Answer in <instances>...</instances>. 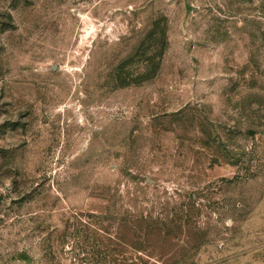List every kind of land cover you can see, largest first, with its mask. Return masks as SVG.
<instances>
[{
  "label": "rangeland",
  "instance_id": "374dc122",
  "mask_svg": "<svg viewBox=\"0 0 264 264\" xmlns=\"http://www.w3.org/2000/svg\"><path fill=\"white\" fill-rule=\"evenodd\" d=\"M0 264H264V0H0Z\"/></svg>",
  "mask_w": 264,
  "mask_h": 264
}]
</instances>
